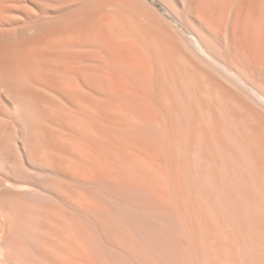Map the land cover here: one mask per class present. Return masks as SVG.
I'll return each mask as SVG.
<instances>
[{
    "label": "bare ground",
    "instance_id": "1",
    "mask_svg": "<svg viewBox=\"0 0 264 264\" xmlns=\"http://www.w3.org/2000/svg\"><path fill=\"white\" fill-rule=\"evenodd\" d=\"M0 264H264V0H0Z\"/></svg>",
    "mask_w": 264,
    "mask_h": 264
},
{
    "label": "rangeland",
    "instance_id": "2",
    "mask_svg": "<svg viewBox=\"0 0 264 264\" xmlns=\"http://www.w3.org/2000/svg\"><path fill=\"white\" fill-rule=\"evenodd\" d=\"M153 1V0H152ZM157 4V9L161 12V13H165V11L161 8V6L158 4V3H156ZM159 5V6H158ZM166 14V13H165ZM167 15V14H166ZM169 21L171 22V23H173V25H175L176 27H177V29L178 30H180V31H182L183 32V34L186 36V37H190V35H189V31L187 30L186 31V29L182 26V25H180L178 22H176V21H174L173 19H171V18H169ZM5 167H3L2 169H4Z\"/></svg>",
    "mask_w": 264,
    "mask_h": 264
}]
</instances>
